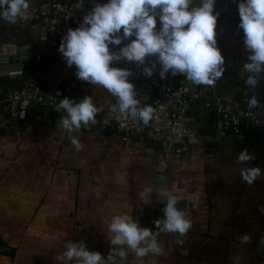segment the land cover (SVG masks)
Instances as JSON below:
<instances>
[{
    "label": "crops",
    "instance_id": "crops-1",
    "mask_svg": "<svg viewBox=\"0 0 264 264\" xmlns=\"http://www.w3.org/2000/svg\"><path fill=\"white\" fill-rule=\"evenodd\" d=\"M69 1L29 0V6L47 13L51 3ZM214 11L219 12L217 46L225 60V71L216 83L223 97L236 98L247 75L241 67L247 52L237 7L216 0ZM37 38L34 27L0 20V56L3 45H13L33 48L21 54L31 59ZM73 69L59 52L51 51L43 56L38 81L49 85L60 80L72 87L67 98L79 102L91 96L101 109L95 125L71 134L82 144L80 151L58 126L62 111L35 112L29 102L24 128L18 122L9 126L2 103L6 92L1 91L0 264H65L57 257L70 241H82L89 251L105 256L112 216L129 214L134 219L136 208L163 204L162 189L179 196L178 206L191 220V229L183 237L160 232L162 255H149L141 262L128 251L124 264H264L260 243L264 215L258 211L264 206V175L249 185L241 179V166L235 164L237 154L247 149L254 157L249 166L264 171V142L245 133L226 132L217 116L211 127L194 107H189L188 133L180 153L166 151L158 138L125 140L100 125L113 96L99 85L74 80ZM256 86L264 89V73ZM201 129L211 137L222 132L218 146L205 148ZM138 222L158 231L142 218ZM244 234L250 237L246 244L240 240ZM179 239L182 245L176 243Z\"/></svg>",
    "mask_w": 264,
    "mask_h": 264
},
{
    "label": "clouds",
    "instance_id": "clouds-1",
    "mask_svg": "<svg viewBox=\"0 0 264 264\" xmlns=\"http://www.w3.org/2000/svg\"><path fill=\"white\" fill-rule=\"evenodd\" d=\"M236 2L238 28L247 52L246 61L241 65L247 74L244 84L254 89L264 73V0ZM82 3L83 0H77L76 6ZM215 4L216 0H106L94 4L78 27L66 31L57 51L66 66L75 68L77 80L99 85L116 98L110 111L117 113L118 119L131 118L148 125L154 118V109L149 105L138 107L133 84L128 79L131 71L110 65L119 60L145 65L147 57H155L161 79L168 73L181 74L195 85L214 86L225 71V60L216 41L219 12L214 11ZM28 9L29 0H0V20L14 24L17 17L27 15ZM129 37L132 39L125 44L123 41ZM110 45L117 50L110 51ZM156 63L144 66L143 74L151 77ZM28 103L24 99L22 106L26 108ZM247 104L249 108L257 107L256 95L250 96ZM54 110L64 113L58 126L68 134L74 149L80 151L82 144L71 134L79 132L82 126L86 129L90 124L95 125L101 109L86 95L79 102L64 97L54 104ZM252 159L247 149H243L235 160L241 166V179L249 185L264 175L260 167L249 166ZM161 192L163 215L152 222L158 231L140 226L132 215H114L107 225L111 236L105 256L89 251L82 241H70L57 259L65 264H124L128 251L141 262L149 255H162L159 233L183 237L192 222L178 206L179 196L163 189ZM258 211L264 215V206ZM240 240L246 244L250 237L244 234ZM176 243L182 245L184 241L179 239ZM260 243L264 244V238Z\"/></svg>",
    "mask_w": 264,
    "mask_h": 264
},
{
    "label": "built area",
    "instance_id": "built-area-1",
    "mask_svg": "<svg viewBox=\"0 0 264 264\" xmlns=\"http://www.w3.org/2000/svg\"><path fill=\"white\" fill-rule=\"evenodd\" d=\"M223 1L237 7L236 0ZM104 2L106 0H83L80 7L76 6L77 0L53 2L49 5L47 13L37 7L29 6L27 15L19 16L16 20L37 29L38 38L34 57L39 60L51 51H57L66 31L78 27L83 15L91 10L94 4ZM109 47L110 51L117 50L111 45ZM153 63H156L155 58L147 57L145 65L125 60L115 61L110 65L131 71L132 74L128 79L133 84L136 99L139 101L138 107L151 106L154 109L153 120L148 125H144L139 120L131 118L118 119V114L110 111V106L116 103V98L113 96L110 105L100 117L101 126L121 134L125 140L135 136L153 137L162 141L177 139L178 142H184L188 133L186 105L201 99L205 108L211 107L215 111V115L228 133L238 136L243 134V131L255 128L263 130L264 133V98L260 96L261 90L257 86L254 89L244 86L238 97L225 98L221 95L217 83L214 86L195 85L181 74L173 76L170 73L161 79L158 63L153 68L151 77L144 75L143 67H151ZM74 73L75 68L72 78L76 80ZM23 74V62L0 64V78L18 79ZM35 74H39V69L35 70ZM71 88V85H63L60 80L49 85L26 80L19 88L3 95L2 103L6 120L18 122L20 104L24 99L34 105L53 108L55 103L66 97ZM1 91L0 84V94ZM252 95H256L259 104L257 107L249 108L247 100Z\"/></svg>",
    "mask_w": 264,
    "mask_h": 264
},
{
    "label": "water",
    "instance_id": "water-1",
    "mask_svg": "<svg viewBox=\"0 0 264 264\" xmlns=\"http://www.w3.org/2000/svg\"><path fill=\"white\" fill-rule=\"evenodd\" d=\"M226 3V2H225ZM157 28H159V21L157 20ZM27 50H33V48H26V47H15L13 45H3L1 48V56H0V64L3 63H18V62H26L29 59V55H21L25 53ZM16 56L15 54H19ZM41 78V76H40ZM260 96L264 98V89L261 91ZM23 101V100H22ZM29 101V100H28ZM189 105H186L187 108V113L186 115L188 116L189 113ZM25 107L22 106V102L20 104V113H19V119H18V127L21 129L24 128V122H25ZM220 125H222V122L220 121ZM105 130H108L107 127H103ZM200 136L202 139L205 141L204 147L205 148H211V147H216L218 146V143L221 139V136L223 135L222 132H217L214 137H211L207 131H204L201 129L199 132ZM163 143V148L166 151L172 152L175 151L174 154L180 153L181 149L185 147L184 142H178L177 139H171V140H164L162 141ZM207 153L210 151H206ZM163 204H153L149 206H144V207H139L135 209L136 215L134 217V220L140 221V218L145 220L146 224L149 222L151 225H153V221L156 219H159L162 217L163 212ZM139 223V222H138ZM2 248V245L0 243V250Z\"/></svg>",
    "mask_w": 264,
    "mask_h": 264
},
{
    "label": "trees",
    "instance_id": "trees-1",
    "mask_svg": "<svg viewBox=\"0 0 264 264\" xmlns=\"http://www.w3.org/2000/svg\"><path fill=\"white\" fill-rule=\"evenodd\" d=\"M42 59H43V56L40 57L39 60H37L35 57H32L31 59H28L26 62H24L23 63L24 74L21 78H18V79L1 78L0 84L3 87L2 91L9 92L13 89L19 88L24 83V81L29 80V79L33 80V82L35 83L42 84L38 81L39 74L38 75L35 74L36 69H39V73L42 69ZM189 106L196 108L200 112L202 111L205 114L204 120L206 121V123L211 127L215 126L216 121H217V119L215 118L216 116L215 111L211 107L205 108L201 99L192 101L189 104ZM33 108L35 112H41V113L46 112V111H52L54 109V107L44 108L39 105H35ZM13 123H14L13 121H10L8 125L13 126ZM243 133L247 134L248 136L252 138L259 139L264 142V133H263V130L261 129H258V128L248 129L246 131H243Z\"/></svg>",
    "mask_w": 264,
    "mask_h": 264
}]
</instances>
